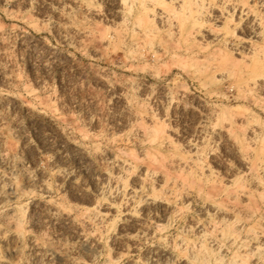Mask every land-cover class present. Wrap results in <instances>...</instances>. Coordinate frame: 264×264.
Masks as SVG:
<instances>
[{
	"label": "rangeland",
	"instance_id": "374dc122",
	"mask_svg": "<svg viewBox=\"0 0 264 264\" xmlns=\"http://www.w3.org/2000/svg\"><path fill=\"white\" fill-rule=\"evenodd\" d=\"M261 63L264 0H0V264H264Z\"/></svg>",
	"mask_w": 264,
	"mask_h": 264
},
{
	"label": "bare ground",
	"instance_id": "6f19581e",
	"mask_svg": "<svg viewBox=\"0 0 264 264\" xmlns=\"http://www.w3.org/2000/svg\"><path fill=\"white\" fill-rule=\"evenodd\" d=\"M185 4V3H184ZM197 18V17H196ZM200 20V19H199ZM199 20H197L198 22H199ZM191 27H194V25L193 26H191ZM193 29V28H192ZM189 31H190V29H188ZM188 31V32H189ZM185 32V31H184ZM254 69L256 70V71H258L261 75H264V63H261V64H257L255 67H254ZM253 70V69H252Z\"/></svg>",
	"mask_w": 264,
	"mask_h": 264
}]
</instances>
